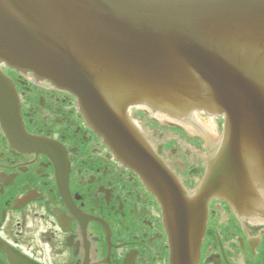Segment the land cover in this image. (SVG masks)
<instances>
[{
	"label": "water",
	"instance_id": "95a60500",
	"mask_svg": "<svg viewBox=\"0 0 264 264\" xmlns=\"http://www.w3.org/2000/svg\"><path fill=\"white\" fill-rule=\"evenodd\" d=\"M0 63L71 92L95 132L161 204L171 264H198L213 199L264 219V0H0ZM0 71V117L19 111ZM223 117L187 192L128 117Z\"/></svg>",
	"mask_w": 264,
	"mask_h": 264
},
{
	"label": "flooded vegetation",
	"instance_id": "af4514ba",
	"mask_svg": "<svg viewBox=\"0 0 264 264\" xmlns=\"http://www.w3.org/2000/svg\"><path fill=\"white\" fill-rule=\"evenodd\" d=\"M21 131L0 117V264H171L162 207L86 120L77 98L0 63ZM128 116L187 192L199 187L224 119L147 106ZM198 264H264V219L209 203Z\"/></svg>",
	"mask_w": 264,
	"mask_h": 264
}]
</instances>
